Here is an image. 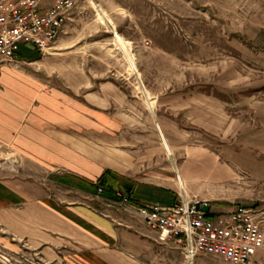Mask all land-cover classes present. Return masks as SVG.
<instances>
[{"label": "crops", "instance_id": "crops-1", "mask_svg": "<svg viewBox=\"0 0 264 264\" xmlns=\"http://www.w3.org/2000/svg\"><path fill=\"white\" fill-rule=\"evenodd\" d=\"M67 24L50 56L68 50ZM35 56L0 65V264H181L180 247L159 243L134 210L96 190L114 176L131 205L173 206L177 177L181 187L190 181L183 152L201 171V149L175 144L179 121L138 109L113 82L87 79L79 96L33 75L23 66L39 63ZM94 198L112 211L93 208ZM194 264L224 263L199 255Z\"/></svg>", "mask_w": 264, "mask_h": 264}, {"label": "rangeland", "instance_id": "rangeland-1", "mask_svg": "<svg viewBox=\"0 0 264 264\" xmlns=\"http://www.w3.org/2000/svg\"><path fill=\"white\" fill-rule=\"evenodd\" d=\"M67 28L66 52L23 67L79 96L87 79L113 82L138 109H165L183 129L173 142L202 151L201 171L181 153L186 194L225 208L263 204L264 0H92ZM19 53L27 60L31 49ZM106 204L90 201L112 211ZM256 258L264 264V252Z\"/></svg>", "mask_w": 264, "mask_h": 264}, {"label": "built area", "instance_id": "built-area-1", "mask_svg": "<svg viewBox=\"0 0 264 264\" xmlns=\"http://www.w3.org/2000/svg\"><path fill=\"white\" fill-rule=\"evenodd\" d=\"M83 2L92 0H0V65L15 66L22 46L42 57L49 55L71 12ZM178 186L176 204L170 207L131 205L120 190L107 202L134 210L159 243L181 248L186 264H194L199 255L224 264H262L256 256L264 252V202L213 212L210 201L190 196Z\"/></svg>", "mask_w": 264, "mask_h": 264}, {"label": "trees", "instance_id": "trees-1", "mask_svg": "<svg viewBox=\"0 0 264 264\" xmlns=\"http://www.w3.org/2000/svg\"><path fill=\"white\" fill-rule=\"evenodd\" d=\"M111 177L113 178L111 181L103 177L98 183V186L102 189L103 194L106 195V198L108 200H114V193L117 190L116 188L118 185V181L116 180V177L114 176ZM128 198L130 199L129 196ZM253 206H257V205H253Z\"/></svg>", "mask_w": 264, "mask_h": 264}]
</instances>
